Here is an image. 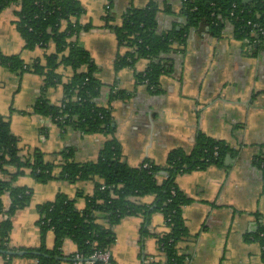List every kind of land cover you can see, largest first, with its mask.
<instances>
[{
  "label": "crops",
  "instance_id": "crops-1",
  "mask_svg": "<svg viewBox=\"0 0 264 264\" xmlns=\"http://www.w3.org/2000/svg\"><path fill=\"white\" fill-rule=\"evenodd\" d=\"M80 1L85 7L80 21L92 27L81 31L79 37L97 65L94 74L103 83L102 101L107 102L113 86L129 93L112 101L115 136L129 166L137 167L146 159L164 165L172 149L192 150L200 132L227 140L234 149L226 155L224 165L211 164L176 176L178 187L191 198L182 207L188 234L178 243L187 257L186 264H264L261 245L253 238L260 221H264V43L254 46L248 40L236 39L230 22L220 37L213 36L204 24L191 27L186 45L180 46L183 52L169 56L172 71L163 73L158 90L153 91L135 79L136 72L147 68V58L116 69L117 56L129 48L119 43L103 18L110 7V21L120 25L132 6L155 2L161 8L171 4L177 10L180 0ZM17 10V5H11L0 11V50L6 55L20 54L26 62L37 58L45 61V54L54 46L26 49L15 22ZM158 16L163 28L183 27L184 19L177 13L161 11ZM59 72L63 81L72 74L70 68L60 67ZM43 84V76L36 72L19 74L0 63V114L10 117L11 129L20 138L21 154L39 148L48 160H54L65 147L73 146L78 161L96 160L111 136L72 130L62 133L51 118L34 110L42 95L51 103L63 97L62 84L46 90ZM15 183L33 190L29 205L13 215L10 243L17 248L40 244V203L53 200L59 192L75 197L79 188L85 194H92L95 188L92 180L81 182L77 188L64 179L40 182L29 173L19 176ZM133 199L150 204L155 196ZM4 200L8 205L7 195ZM85 203L83 197L78 206L82 208ZM142 222L139 215H127L114 226L111 264H170L158 249L156 237L170 229L164 214L152 212L146 233L141 231ZM54 242V232L49 230L47 247L52 248ZM61 250L64 256L60 264H72L69 256L77 251L75 242L65 238ZM31 261L23 255L7 261L0 252V264Z\"/></svg>",
  "mask_w": 264,
  "mask_h": 264
},
{
  "label": "trees",
  "instance_id": "trees-1",
  "mask_svg": "<svg viewBox=\"0 0 264 264\" xmlns=\"http://www.w3.org/2000/svg\"><path fill=\"white\" fill-rule=\"evenodd\" d=\"M11 5L18 6L15 22L26 49L54 46L52 52L45 54V61L37 58L26 62L20 54L6 55L0 50V63L12 72L33 71L42 75L44 90L62 84L60 102L51 103L42 95L34 105L35 112L53 119L62 133L72 130L80 134L105 133L111 137L104 141L96 160L78 161L73 146L65 147L59 152L61 159L56 160L46 159V153L39 148L23 155L20 138L11 129L10 117L0 114V215H4L0 219V249L24 250L22 255L32 260L30 264H60L64 256L61 250L63 241L71 238L77 251L69 256L70 259L73 261L79 254L83 260H88L96 251L112 245L116 239L114 226L123 217L141 216V231L146 233L152 212L160 210L170 229L156 235L158 249L170 264H186L187 257L180 252L178 243L188 234L182 207L190 203L191 198L178 187L176 176L211 164L224 165L226 155L234 150L230 142L200 132L192 150L172 149L164 165L146 159L150 167L129 166L115 136L112 114V101L124 99L129 93L113 86L107 102L102 101L103 83L94 74L97 65L79 37L81 31L92 27L80 21L85 12L81 1L0 0V11ZM106 10L105 26L114 31L120 44L129 48L125 54L117 56L116 69L134 66L139 58H147V68L136 72L135 79L153 91L158 90L163 73L172 71L169 56L172 52H183L180 46L186 45L191 27L204 24L213 36L220 37L230 22L236 39L248 40L254 46L264 43V38L254 41L251 33L257 28L248 22L252 19L264 25V0H180L177 10L171 4H164L161 8L159 4L149 2L143 7L128 8L120 25L110 21V7ZM161 11L180 15L184 19L183 27L163 28L158 16ZM257 13L261 14L260 19ZM60 67L72 70L67 81H63ZM261 161L264 164V156ZM26 173L40 182L92 180L95 188L92 194H85L79 188L75 197L59 192L53 200L40 203V244L17 248L10 243L13 215L29 205L33 190L15 181ZM147 194L155 196L150 204L133 199ZM5 195L9 197L8 205L5 204ZM79 197L86 199L82 208L77 204ZM49 230L55 235L52 248L46 245ZM253 238L261 245L264 263V221H260ZM1 253L7 261L15 256ZM93 264H101V261L96 260Z\"/></svg>",
  "mask_w": 264,
  "mask_h": 264
},
{
  "label": "built area",
  "instance_id": "built-area-1",
  "mask_svg": "<svg viewBox=\"0 0 264 264\" xmlns=\"http://www.w3.org/2000/svg\"><path fill=\"white\" fill-rule=\"evenodd\" d=\"M257 17L260 19L261 14L257 13ZM251 23L254 27L257 29L252 31V35L254 36V41H259L264 38V25L260 21H254L252 19H249L248 21ZM132 49V48H131ZM60 101L56 102L59 103ZM53 120V119H52ZM140 165L144 167H150V163L148 161H143ZM4 218V215H2ZM262 234V233H261ZM112 257V250L111 246L103 249V250H98L96 251L88 260H83V258L79 255L76 254L74 260L72 261V264H93L96 260L101 261V264H111L110 260Z\"/></svg>",
  "mask_w": 264,
  "mask_h": 264
},
{
  "label": "water",
  "instance_id": "water-1",
  "mask_svg": "<svg viewBox=\"0 0 264 264\" xmlns=\"http://www.w3.org/2000/svg\"><path fill=\"white\" fill-rule=\"evenodd\" d=\"M251 0H243V2H250ZM0 252L13 254V255H22L25 253L24 250H11V249H0Z\"/></svg>",
  "mask_w": 264,
  "mask_h": 264
},
{
  "label": "rangeland",
  "instance_id": "rangeland-1",
  "mask_svg": "<svg viewBox=\"0 0 264 264\" xmlns=\"http://www.w3.org/2000/svg\"><path fill=\"white\" fill-rule=\"evenodd\" d=\"M108 1V0H107ZM103 20H105L104 18H103ZM44 49H46V48H44ZM52 124V123H51ZM46 159H47V157H46ZM56 159H61V155L59 154V153H57L56 154V157H55V159L54 160H56ZM22 176V175H21ZM81 182H84V181H78L77 183H72V184H74L77 188H79L78 186H79V184L81 183ZM62 187H64V185H62ZM76 196V195H75ZM83 197H79L78 198V200H77V204H79V200L80 199H82Z\"/></svg>",
  "mask_w": 264,
  "mask_h": 264
}]
</instances>
